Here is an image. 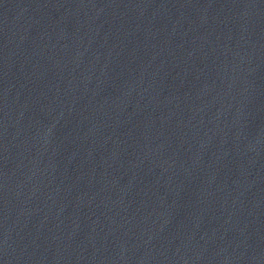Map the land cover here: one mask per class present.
<instances>
[{
  "label": "water",
  "instance_id": "obj_1",
  "mask_svg": "<svg viewBox=\"0 0 264 264\" xmlns=\"http://www.w3.org/2000/svg\"><path fill=\"white\" fill-rule=\"evenodd\" d=\"M0 264H264V0H0Z\"/></svg>",
  "mask_w": 264,
  "mask_h": 264
}]
</instances>
